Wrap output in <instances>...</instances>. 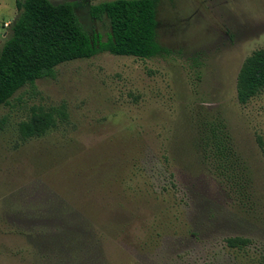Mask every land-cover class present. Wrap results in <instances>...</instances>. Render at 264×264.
Segmentation results:
<instances>
[{
	"label": "rangeland",
	"instance_id": "374dc122",
	"mask_svg": "<svg viewBox=\"0 0 264 264\" xmlns=\"http://www.w3.org/2000/svg\"><path fill=\"white\" fill-rule=\"evenodd\" d=\"M100 1L75 13L104 40ZM17 15L0 0V47ZM155 19L162 55L62 62L0 105V264H264V90L235 97L264 0H157ZM39 112L52 124L20 137ZM215 119L251 171V208L198 160L195 125Z\"/></svg>",
	"mask_w": 264,
	"mask_h": 264
},
{
	"label": "trees",
	"instance_id": "16d2710c",
	"mask_svg": "<svg viewBox=\"0 0 264 264\" xmlns=\"http://www.w3.org/2000/svg\"><path fill=\"white\" fill-rule=\"evenodd\" d=\"M82 1L14 0L18 15L0 47V105L7 103L21 86L51 77L54 67L62 62L89 58L102 51L141 59L166 52L155 40L157 0H104L88 5L91 18L105 17L108 21L109 33L104 40L98 35L90 36L79 22L75 10ZM262 90L264 47L253 50L241 62L235 78V97L244 104ZM51 124L49 113H34L18 125L20 137L39 135ZM195 149L200 164L238 201L251 208V171L235 150L224 122L204 120L195 125ZM224 241L229 247H241L247 239L233 235Z\"/></svg>",
	"mask_w": 264,
	"mask_h": 264
}]
</instances>
